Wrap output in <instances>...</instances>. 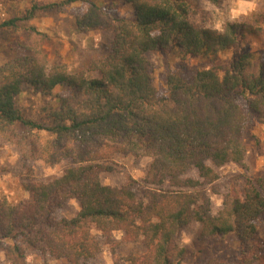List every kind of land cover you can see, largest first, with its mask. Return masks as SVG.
Here are the masks:
<instances>
[{
    "label": "trees",
    "instance_id": "trees-1",
    "mask_svg": "<svg viewBox=\"0 0 264 264\" xmlns=\"http://www.w3.org/2000/svg\"><path fill=\"white\" fill-rule=\"evenodd\" d=\"M80 0L34 6L24 17L0 24L17 28L42 9L64 7ZM218 6L223 0H206ZM134 18L114 16L90 3L75 19L72 32L112 31L109 51L71 72L62 63L51 66L44 49L49 36L31 28L27 54L0 65V140L12 141L15 128L46 131L54 136L38 148L51 165L68 159L74 164L49 183L24 184L29 200L0 201V251L10 264H26V247L69 264H86L103 251L92 229L110 243L114 233L124 241H144L148 251L131 256L129 264H184L186 251L178 235L192 224L202 237L236 234L244 248L241 264L264 257V176L246 179L223 197L213 212L220 176L213 167L234 164L246 169L243 140L245 114L264 124V54L256 56L244 44L262 32L249 18L228 23L224 32L201 28L191 21L190 0H125ZM173 49L182 60L214 63L232 54L227 64L199 71L188 80L181 73L167 77V95L160 96L149 54ZM259 59L258 73L251 72ZM43 96L56 93L58 108H45L52 124L26 118L17 106L24 87ZM106 139V141L104 140ZM150 153L142 184L105 186L101 175L116 154ZM74 200L80 210L57 220L55 211ZM208 264H233L210 260Z\"/></svg>",
    "mask_w": 264,
    "mask_h": 264
},
{
    "label": "rangeland",
    "instance_id": "rangeland-1",
    "mask_svg": "<svg viewBox=\"0 0 264 264\" xmlns=\"http://www.w3.org/2000/svg\"><path fill=\"white\" fill-rule=\"evenodd\" d=\"M64 1L66 0H0V24L24 17L34 6L44 7ZM92 2L108 9L114 16L134 18L132 8L125 0H80L63 9L38 10L31 21H20L15 29L0 30V65L21 59L27 54L24 45L30 40L31 28L49 36L44 49L51 66L62 63L71 72H75L86 67L88 62L104 57L112 41L111 30H97L88 34L72 32L75 19L86 13ZM190 3L193 9L191 21L201 28L224 32L228 23H236L249 17L251 22L258 19L262 32L257 36H248L244 46L256 56L264 54V0H223L218 6L206 0H190ZM231 56V53L221 55L214 63L194 58L182 60L178 52L168 49L149 54V60L158 93L166 96L168 75L181 73L184 78L191 80L199 71L227 64ZM259 64V59H256L251 70L253 74L258 73ZM56 93L66 97L70 91L67 88L58 89L52 96H43L26 86L17 99V106L26 118L49 126L52 121L48 119L45 108H58ZM239 104L245 114L243 140L247 148V167L244 170L234 164L213 167L220 176L215 188L219 194L212 197L214 213L221 210L223 197L235 188H242L246 179L264 176V124L249 114L245 100H240ZM53 139L54 136L46 131H25L17 126L12 141L0 140V201L7 200L12 204L27 201L30 195L25 191L24 184L49 183L74 166L68 159L51 165L39 157L38 148ZM152 161L150 153H140L138 156L116 154L106 163L111 171L101 175V182L105 186L119 188L132 182L142 184ZM79 210V204L70 200L62 209L55 211L54 216L57 220L71 219ZM259 226L262 236L264 225L260 222ZM92 234L103 244V251L86 264H129L131 256H142L148 251L143 240L128 243L118 232L113 234L109 244L96 229H92ZM177 242L186 251L184 264H208L213 259L241 264L244 258V248L236 234L203 238L200 224L185 228L178 235ZM0 264H10L3 251H0ZM26 264L69 263L26 247ZM255 264H264V257Z\"/></svg>",
    "mask_w": 264,
    "mask_h": 264
}]
</instances>
